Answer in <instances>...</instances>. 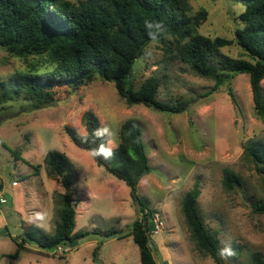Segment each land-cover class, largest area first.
Masks as SVG:
<instances>
[{"label":"rangeland","instance_id":"rangeland-1","mask_svg":"<svg viewBox=\"0 0 264 264\" xmlns=\"http://www.w3.org/2000/svg\"><path fill=\"white\" fill-rule=\"evenodd\" d=\"M67 1L77 4L85 0ZM188 4L189 17L200 10L206 13L197 28L200 35L228 40L230 44L220 49L223 55L248 59L234 42L235 32L242 28L238 19L241 4L234 0H188ZM166 47L150 42L135 60L125 88L137 90L153 76L160 82L158 101L169 105L185 102L181 113L142 105L128 107L113 83L97 77L77 90L53 88L54 102L45 107L27 101L24 93L0 103V264H140L130 230L141 212L131 201L128 188L96 166L90 152L77 148L65 133L67 127L79 135L85 133L81 116L86 111L114 133L110 137L113 143L106 142L112 149L126 120L134 119L140 125L150 173L139 181L137 193L147 198L152 219L158 215L162 222L155 232L153 221L148 222L151 231L147 236L156 264H215L196 249L181 212L182 198L195 183L204 225L217 233L221 249L239 248L236 259L220 255L221 264H249L253 253L264 259V212L253 211L264 199V175L244 154L249 141L264 152V119L255 113L248 76L237 74L213 89L212 79L195 74ZM30 68L41 73L52 64L44 56L18 58L0 47V83ZM260 87L264 97V79ZM49 150L63 153L71 163L76 175L73 233L85 234L73 240L75 246H61L53 253L29 242L25 234L33 231L36 238L52 234L58 220L55 198L64 191L58 180L45 174L42 162ZM225 169L240 179L232 190L222 184ZM37 214L43 218L37 219ZM112 229L117 231L114 237L106 234ZM22 238L25 243L13 258ZM99 242L94 263L92 251Z\"/></svg>","mask_w":264,"mask_h":264},{"label":"trees","instance_id":"trees-1","mask_svg":"<svg viewBox=\"0 0 264 264\" xmlns=\"http://www.w3.org/2000/svg\"><path fill=\"white\" fill-rule=\"evenodd\" d=\"M234 1L243 7L238 16L242 28L235 32L234 42L247 60L229 58L220 52L230 41L222 38L211 40L197 32L206 13L200 10L189 17L188 0H85L77 4L67 0H0V47L18 58L44 56L52 64V68L45 72L30 68L29 72L17 73L1 82L0 103L14 100L24 93L27 101L36 102L37 107H45L54 102L53 88L77 90L97 77L103 82L113 83L128 107L142 105L159 112L181 113L185 102L169 105L158 101L160 82L153 76L145 79L137 90L125 88L135 60L150 42L158 41L167 44V52L186 63L195 74L212 79L213 89L228 83L237 74H246L255 113L264 119V97L260 87L264 79V0ZM81 120L85 133L79 135L67 127L66 135L77 148L90 152L96 166L104 168L128 188L131 201L141 212L130 230L139 250L140 264H156L147 236L151 231L148 226L149 220L152 221L151 210L147 206V198L137 193L139 181L150 173L140 125L134 119L126 120L120 126L119 141L112 149L113 155L105 159L92 154V149L101 143L92 135L101 127L98 117L86 111ZM244 154L264 175L262 147L249 141ZM42 163L46 176L58 180L64 191L55 198L58 220L52 234L39 238L32 237L35 235L33 231L25 234L29 242H35L45 250L57 249L85 236L73 233L75 206L72 194L76 175L67 156L59 151L49 150ZM33 168L38 171V166ZM222 184L232 190L240 185V179L225 169ZM198 196L195 183L182 198L184 221L199 253L208 256L215 264H221L217 233L204 225L197 208ZM253 211L264 212V199L253 206ZM106 234L114 237L117 231L112 229ZM24 239L17 243L13 258L18 256ZM100 245L99 242L92 251L94 263H97ZM231 251L232 258L236 259L239 248L234 247ZM249 264H264V259L259 253H253Z\"/></svg>","mask_w":264,"mask_h":264},{"label":"clouds","instance_id":"clouds-1","mask_svg":"<svg viewBox=\"0 0 264 264\" xmlns=\"http://www.w3.org/2000/svg\"><path fill=\"white\" fill-rule=\"evenodd\" d=\"M149 27H151V25H149ZM92 135L96 139L101 140V143L98 145V147L92 149L93 156H102L105 159L110 158L113 155L112 147L106 146V143L104 141H105V138H109L107 139V145H111L113 141L112 139H110V137H112L114 133H112L108 127L103 126V127H99L95 129ZM42 218L43 217L40 214H37V219H42ZM220 255L222 258L227 259V257L233 255V253L230 247L225 246L224 248L221 249Z\"/></svg>","mask_w":264,"mask_h":264},{"label":"built area","instance_id":"built-area-1","mask_svg":"<svg viewBox=\"0 0 264 264\" xmlns=\"http://www.w3.org/2000/svg\"><path fill=\"white\" fill-rule=\"evenodd\" d=\"M160 217L158 216V215H156V217H154V219H152V221H153V223H154V229H153V231L155 230H158V227L159 226H161V224H162V222H161V219H159ZM160 220V221H159ZM154 231V232H155ZM152 233V232H151ZM57 249H59V248H57ZM56 249V250H57Z\"/></svg>","mask_w":264,"mask_h":264},{"label":"water","instance_id":"water-1","mask_svg":"<svg viewBox=\"0 0 264 264\" xmlns=\"http://www.w3.org/2000/svg\"><path fill=\"white\" fill-rule=\"evenodd\" d=\"M76 241H70L69 243H68V245H69V247H73V246H75L76 245ZM55 250H56V248L55 247H52V248H50V249H48V252L49 253H53V252H55Z\"/></svg>","mask_w":264,"mask_h":264},{"label":"crops","instance_id":"crops-1","mask_svg":"<svg viewBox=\"0 0 264 264\" xmlns=\"http://www.w3.org/2000/svg\"><path fill=\"white\" fill-rule=\"evenodd\" d=\"M76 213V212H75Z\"/></svg>","mask_w":264,"mask_h":264}]
</instances>
